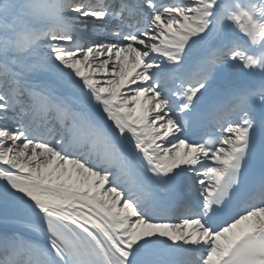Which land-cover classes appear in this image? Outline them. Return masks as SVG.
<instances>
[{"label":"snow or ice","instance_id":"6c2138e0","mask_svg":"<svg viewBox=\"0 0 264 264\" xmlns=\"http://www.w3.org/2000/svg\"><path fill=\"white\" fill-rule=\"evenodd\" d=\"M0 264H264V0H0Z\"/></svg>","mask_w":264,"mask_h":264}]
</instances>
